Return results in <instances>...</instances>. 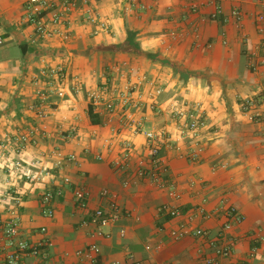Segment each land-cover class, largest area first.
I'll list each match as a JSON object with an SVG mask.
<instances>
[{
    "label": "crops",
    "instance_id": "1",
    "mask_svg": "<svg viewBox=\"0 0 264 264\" xmlns=\"http://www.w3.org/2000/svg\"><path fill=\"white\" fill-rule=\"evenodd\" d=\"M49 1L53 8L44 20L53 27L57 14L58 32L42 38L28 18V0H0L4 37L0 46V217L5 222L15 218L23 238L44 244L51 264H203V255L213 257L216 264H264L262 0ZM218 7L222 12L213 18ZM236 8L240 19L233 14ZM130 32L138 50L114 49L126 42ZM58 65L65 67L68 79L61 81L46 72ZM144 78L146 82L132 95L141 107L124 108L118 90ZM74 79L81 81L84 91H72ZM105 83L114 89L118 107L112 113L104 102L93 105L96 123L89 114L87 91ZM156 87L162 89L156 96L161 113L147 106ZM60 88L63 95L58 94ZM39 90L46 95L43 117L36 109L42 103ZM176 102L200 103L207 125L200 137L205 150L198 161L185 155L191 145L187 139H178L180 150L161 144L168 168L164 180L175 185L180 195L175 199L168 186L141 178L135 170L139 159L149 156L143 128L166 127L177 137L178 123L171 114ZM129 109L143 126L139 131L122 126L121 116ZM20 135L29 137L23 150L14 142L2 146ZM124 140L131 141L136 152L129 167L120 170L114 161L122 153ZM55 151L75 154L76 161L65 160L58 167ZM17 159L24 165L21 170L12 167ZM40 160L53 177L27 181L25 169L38 171ZM66 175L72 183L63 180ZM128 177L131 183L125 185ZM77 185L92 191L87 208L75 198ZM103 188L116 193L122 206L119 220L101 228L108 235L97 234L100 227L91 222L95 209L110 206L100 194ZM48 189H62V194L44 205L42 196ZM201 203L207 217L196 212ZM163 205L175 206L181 215L173 217L168 210H160ZM48 208L53 209L52 216ZM232 209L242 213L244 220L227 231L235 240L229 256L220 255L205 238L170 235L182 222L217 235ZM93 244L100 251L91 258L78 254ZM7 251L0 246V264ZM24 263L40 264V257L27 255Z\"/></svg>",
    "mask_w": 264,
    "mask_h": 264
},
{
    "label": "built area",
    "instance_id": "2",
    "mask_svg": "<svg viewBox=\"0 0 264 264\" xmlns=\"http://www.w3.org/2000/svg\"><path fill=\"white\" fill-rule=\"evenodd\" d=\"M133 2L136 4L139 2V0H133ZM262 2L264 5V0H262ZM28 7L30 9L28 18L36 25L37 34L42 38L53 37L58 32L56 24L59 22V16L54 14V17L52 18V22L54 23L53 27H50L48 22L44 20L46 13L53 8L52 3L49 0H28ZM194 8L196 9V6ZM220 12H222V8L218 7V9L213 13V18H217V15ZM233 14L238 19L241 18L239 8L234 9ZM259 21L260 23H264V14L259 16ZM261 30H264V27H261ZM3 44L4 37L2 36V25L0 24V46ZM46 72H48L51 77L61 81L68 79V72L65 67L61 65L50 67L46 70ZM144 82H146L145 78L140 80L138 83L126 84L121 92L118 90L119 94L121 95V100L119 101L124 105V108L125 105H131V108L133 106V109H138L141 107V104L138 101H133L132 95L136 91H139V87ZM113 90H111L108 83H105L104 87L88 90L87 95L90 98L92 105L98 106L104 102L105 109L108 112L113 113L118 107V98L114 94ZM72 91L74 93L84 91V85L81 83V81L74 79ZM38 93L42 97V103L38 104L36 109L38 114L43 117L46 115L43 105L44 101L46 100V95L41 90H39ZM161 93L162 89L160 87H156L152 92L151 100L147 103V106L156 113H161L163 110L156 99V96L160 95ZM58 94L63 95L64 89L60 88ZM133 109L124 111L123 115L121 116L122 126L123 128L135 126L136 130L139 131V129L143 128V126H141V122L137 121L135 118ZM171 114L178 123V135L176 138L174 134L166 127H160L158 129H142L141 132L146 137L149 156L139 159L135 174L141 178H146L149 181L156 183L160 187L168 186L169 195L176 199L179 198L180 195L175 185L171 183L168 185L164 180V174L168 171V168L161 157V144L163 142H167L171 149L180 150L182 145L178 143V139H187L191 145L190 149L185 153V155L192 161H198L205 150L200 137L203 129L207 125V122L202 117L200 103L176 102L173 104ZM28 140L29 137L27 135H20L14 139L8 138V144H4L2 146L5 147L11 142H14L18 144L19 149L23 150ZM135 152V145L129 140H124L122 153L120 157L114 161L116 168L120 170L127 169ZM55 155L58 159V167H63L65 160L67 162H73L76 161L77 158L75 154L65 156L62 151H55ZM99 158L102 157L99 156ZM36 163L40 167L38 171H32L28 168L25 169L24 178L27 181L40 182L44 177H53V173L50 171V169L44 166L43 160L37 161ZM12 167L14 170H21L24 168V165L20 159H17L13 162ZM63 180L66 183L73 182L70 175L64 176ZM130 183L131 178H126L124 184L129 185ZM61 194L62 189H48L42 196V203L44 205H48L55 196ZM74 194L76 200L82 208H87L89 206V198L92 194L90 188L77 185V187L74 189ZM100 194L103 197L109 199L110 206L108 209L103 207L95 209L91 216V222L97 224L100 227L97 230V234L105 235L106 233L101 228L110 226L119 220L122 214V206L118 199V195L112 192L110 189L103 188L100 191ZM2 198L3 196L0 194V202L2 201ZM160 210H168L173 217L181 215L179 209L171 205H163L160 207ZM46 212L49 216L54 214V211L51 208H48ZM196 212L205 217L208 216V212L204 203L198 204ZM228 216H230V219L223 225L222 230L214 236H212L211 232L207 229L201 227L192 228L185 222H182L177 227L172 228L170 235L174 239H181L189 234L200 238H205L210 246H212L220 255L229 256L233 252L235 240L227 235V231L232 228L234 223H241L244 220V215L235 209H232L228 212ZM0 230H2V234L0 236V246L7 248L8 250L4 264H25L24 258L27 255L40 257V264H51L50 257L46 251V248H44V244L33 243L32 241L23 238L20 234L19 223L15 218H12L9 222H5V220L0 217ZM42 231H46V228H42ZM121 234L125 235L126 230L122 229ZM147 248L150 249L151 245H147ZM99 251L100 247L97 244H93L89 250L78 251V254L87 258H91V254L93 252L97 253ZM202 261L203 264H216L215 259L209 255H203ZM133 264L142 263L140 261H134Z\"/></svg>",
    "mask_w": 264,
    "mask_h": 264
},
{
    "label": "trees",
    "instance_id": "3",
    "mask_svg": "<svg viewBox=\"0 0 264 264\" xmlns=\"http://www.w3.org/2000/svg\"><path fill=\"white\" fill-rule=\"evenodd\" d=\"M113 48V47H112ZM138 43L136 42V39H134V33L133 32H130L127 40L125 43L121 44V45H116L114 47V49H121V50H124V51H137L138 50ZM150 57H152V59H158L157 58V55L155 54H151ZM165 63V62H164ZM89 114H90V117L92 119L93 122H99L98 120V117H97V114L95 113L94 111V106L92 104H90V107H89ZM165 176L167 175V173L164 174Z\"/></svg>",
    "mask_w": 264,
    "mask_h": 264
}]
</instances>
